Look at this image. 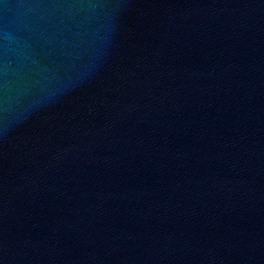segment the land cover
<instances>
[{
	"label": "water",
	"instance_id": "1",
	"mask_svg": "<svg viewBox=\"0 0 264 264\" xmlns=\"http://www.w3.org/2000/svg\"><path fill=\"white\" fill-rule=\"evenodd\" d=\"M0 264H264V0H0Z\"/></svg>",
	"mask_w": 264,
	"mask_h": 264
}]
</instances>
